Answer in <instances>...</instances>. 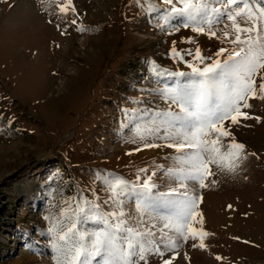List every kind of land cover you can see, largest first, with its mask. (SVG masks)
<instances>
[{
	"label": "rangeland",
	"instance_id": "rangeland-1",
	"mask_svg": "<svg viewBox=\"0 0 264 264\" xmlns=\"http://www.w3.org/2000/svg\"><path fill=\"white\" fill-rule=\"evenodd\" d=\"M0 209V264H264V0H0Z\"/></svg>",
	"mask_w": 264,
	"mask_h": 264
},
{
	"label": "trees",
	"instance_id": "trees-1",
	"mask_svg": "<svg viewBox=\"0 0 264 264\" xmlns=\"http://www.w3.org/2000/svg\"><path fill=\"white\" fill-rule=\"evenodd\" d=\"M59 190H61V188ZM64 197H65V199L67 198L66 199L67 200L66 201V204L69 206L70 213H73L72 215H73V218H74L78 214L75 211V207L70 202V200L73 199V191L66 193V195ZM4 214H5V211H3V210L0 209V223H1V219H2V217H3ZM73 229H74L73 227L72 228L71 227H68V231H72Z\"/></svg>",
	"mask_w": 264,
	"mask_h": 264
}]
</instances>
